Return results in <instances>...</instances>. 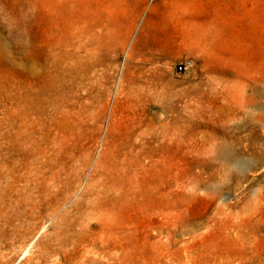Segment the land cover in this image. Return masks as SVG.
Instances as JSON below:
<instances>
[{"label":"rangeland","instance_id":"374dc122","mask_svg":"<svg viewBox=\"0 0 264 264\" xmlns=\"http://www.w3.org/2000/svg\"><path fill=\"white\" fill-rule=\"evenodd\" d=\"M75 1L86 25L102 19L126 35L111 52L110 87L83 175L58 195L49 181L55 168L43 142L20 152L14 128L6 139L3 122L6 91L11 103L16 100L20 32L24 30L29 53L36 42V19L45 29L52 0H39L38 14L37 0H0V264H98L82 258L89 247L81 224L85 208L74 203L94 166L121 72L137 83H158L166 137L173 141L164 148L162 200L159 205L148 201L149 216L135 221L147 238L143 246L131 240L128 260L264 264V0H131V13L140 4L133 15L119 12L118 0ZM185 60L191 67L176 71ZM171 95L174 109L167 101ZM101 103L96 93L91 112ZM123 109L122 115L130 111ZM219 142L239 158L241 169L215 155ZM67 169L74 178L76 170ZM113 254L109 263L120 264L121 256ZM100 257L106 263L107 256Z\"/></svg>","mask_w":264,"mask_h":264},{"label":"bare ground","instance_id":"6f19581e","mask_svg":"<svg viewBox=\"0 0 264 264\" xmlns=\"http://www.w3.org/2000/svg\"><path fill=\"white\" fill-rule=\"evenodd\" d=\"M77 2L52 0L46 9L49 20L45 29L39 16L36 19V42L29 53L24 30H21L16 100L11 103L7 91L3 100L6 139L12 126L16 139L20 141L17 148L20 152L30 151L33 145L43 142L45 153L51 157L55 168L49 181L53 192L58 195L72 189L80 180L78 177L95 138L96 121L110 87L108 62L111 52L123 45L126 35V30L122 34L102 19L86 25L77 16ZM130 2L118 0V11L124 15L136 13L140 4L131 13ZM40 7L37 0V14ZM206 8H202L200 13ZM142 44L146 45L143 40ZM33 51L37 52L36 57ZM121 74L111 91L113 104L99 139L94 166L81 189V198L74 203L77 208L79 205L85 208L81 224L87 229L89 247L83 253L91 255L82 254V258L93 259L98 264H103L101 255L108 258L104 264H110L114 254H118V258L121 256L120 264H136L128 260L131 240H138L143 246L147 235L142 225L139 229L135 226V221L143 222L149 216L148 201L152 199L159 205L162 200L160 177L164 148L167 142L169 145L173 143L170 137H166V126L161 116L165 109L164 95L158 83L148 84L145 80L137 83ZM135 83L136 87H133ZM96 93L102 96V103L92 113L91 109H96L93 105ZM167 101L174 109L172 95ZM123 106L130 110L126 115L120 114ZM152 106L156 109L151 110ZM171 127L173 130L178 127L176 119ZM4 150H8L7 143ZM215 155L222 162L241 169L239 158L224 144L219 142ZM70 166L76 170L74 178L66 173ZM200 183L197 180V184ZM121 211L125 216H119Z\"/></svg>","mask_w":264,"mask_h":264},{"label":"built area","instance_id":"2783aa9c","mask_svg":"<svg viewBox=\"0 0 264 264\" xmlns=\"http://www.w3.org/2000/svg\"><path fill=\"white\" fill-rule=\"evenodd\" d=\"M189 67H191V61L190 60H185L184 62H181L178 65H176V71H178V72H184Z\"/></svg>","mask_w":264,"mask_h":264}]
</instances>
